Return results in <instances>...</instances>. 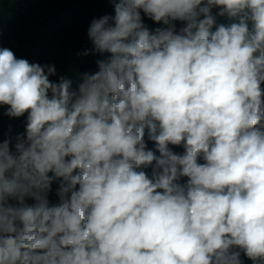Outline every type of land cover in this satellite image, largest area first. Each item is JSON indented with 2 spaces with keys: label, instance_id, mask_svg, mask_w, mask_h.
I'll list each match as a JSON object with an SVG mask.
<instances>
[{
  "label": "clouds",
  "instance_id": "1",
  "mask_svg": "<svg viewBox=\"0 0 264 264\" xmlns=\"http://www.w3.org/2000/svg\"><path fill=\"white\" fill-rule=\"evenodd\" d=\"M87 36L108 55L75 88L0 48L4 115L27 112L0 141V264H264V0H117Z\"/></svg>",
  "mask_w": 264,
  "mask_h": 264
},
{
  "label": "trees",
  "instance_id": "2",
  "mask_svg": "<svg viewBox=\"0 0 264 264\" xmlns=\"http://www.w3.org/2000/svg\"><path fill=\"white\" fill-rule=\"evenodd\" d=\"M115 2L117 0H0V48H9L17 58L27 59L30 63L54 66L56 74L49 79L58 82L59 77L64 76L73 81L72 87L75 88L80 75L97 71L96 61L108 55L91 51L88 55L81 53L92 49L87 36L91 20L105 14L114 15ZM212 11L215 14L218 9L213 8ZM141 15L149 30L166 27L162 22H154L143 13ZM216 22L227 24L231 21L227 16H220ZM173 23L177 30L184 24L182 21ZM261 89L264 90V82L261 83ZM7 107L0 105V141L10 140L12 148L15 137L25 132L27 112L20 117H9L4 115ZM144 140L148 149L159 155L154 142L148 139L147 128ZM169 147L177 153L184 151L182 145ZM12 150L14 151V148ZM198 163H204L203 159L198 158ZM151 167L141 166L140 170L150 175ZM187 180L188 177H180L178 182L183 184ZM58 185L59 179L51 183L47 197L49 206L59 203V197L56 195ZM25 202L28 205L35 203L30 198H26ZM240 259L243 264H253L243 253Z\"/></svg>",
  "mask_w": 264,
  "mask_h": 264
}]
</instances>
